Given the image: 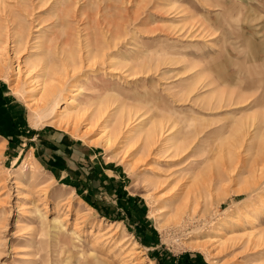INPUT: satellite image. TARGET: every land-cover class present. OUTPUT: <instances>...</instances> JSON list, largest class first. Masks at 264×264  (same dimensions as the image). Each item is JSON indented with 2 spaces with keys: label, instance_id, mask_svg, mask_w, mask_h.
<instances>
[{
  "label": "rangeland",
  "instance_id": "1",
  "mask_svg": "<svg viewBox=\"0 0 264 264\" xmlns=\"http://www.w3.org/2000/svg\"><path fill=\"white\" fill-rule=\"evenodd\" d=\"M17 2L34 29L0 62V264H264V0H77L65 27L62 0H0L27 26ZM93 10L114 40L85 35ZM45 29L83 55L35 126Z\"/></svg>",
  "mask_w": 264,
  "mask_h": 264
},
{
  "label": "bare ground",
  "instance_id": "2",
  "mask_svg": "<svg viewBox=\"0 0 264 264\" xmlns=\"http://www.w3.org/2000/svg\"><path fill=\"white\" fill-rule=\"evenodd\" d=\"M62 1H63L62 2L63 6L61 10L59 11L58 16H56L57 21L53 25L54 27H65L66 23L69 22V20H72V18L76 17L75 14H78L80 11L79 9H77L78 6L75 5L77 0H62ZM47 2L48 0H45V3ZM16 4L21 9V15H22L21 18H23V20L28 22L29 25L26 26V24L23 23L24 21L22 22L21 20H15L11 14L6 13L5 15H0V62L1 61L3 62L7 58V54H8L7 49L9 48L10 44H13L14 51L16 55H18L24 52V50L27 47V44H29L31 40L30 39L32 35L31 31L34 28L32 26L33 23H30L29 18L32 16V13L29 12L28 9L23 4L18 3V2ZM94 10L88 14L86 13V11L80 14V17L83 16L86 18V20H88L87 22L83 20L82 18V21H84L83 23L93 24L90 27L91 29L89 28L90 31L88 29L84 30L86 32H89V33H86L85 35L89 36L90 34L97 33V30L99 29V27L102 26L103 30L106 29L104 31L106 35L104 37L105 38L104 40H107V41H109L110 39L112 40L111 38L112 36L114 37L113 38L114 40L116 36L115 34H113V30L111 28L113 26L112 25L113 23L109 21L108 18H105L102 21L101 18H98L99 14L95 13ZM46 30L48 29H45L43 30V32H41L40 38L39 37L36 38L37 41L41 40V42L36 47H34L38 50H41V52H43V55L41 57L45 59V65L44 67H41L44 73V75L42 76H44V78L40 83V85L42 86L41 88L43 89L41 90L43 92L42 102L44 103V105L40 109V112L36 113V115L34 116L35 126H39L40 124L44 122L45 123L49 122L50 118L52 117V114L58 108V105L60 103L59 101L60 98L61 97L63 98L64 92L66 90V86L64 85L63 82L64 80H66L67 71L69 70V68H74V65L76 64L75 59L76 58L81 59L80 56L83 55L82 54L83 48L80 49L81 54L78 55V57L76 55H73L71 51H68L69 35H67V33H65V35L57 34L56 36H54L53 34H51L50 36L48 35V36L41 37V35L43 36ZM85 42L86 44H85L84 49L88 53V59L90 57H93L92 59L99 58L100 54L98 53L94 54L93 48L91 49L92 40L90 41V38H89V39H86ZM93 43L95 45L97 44V41L95 40V42ZM251 57L252 56L249 55V59ZM33 65L35 66V68L37 67L35 63ZM3 67L5 68V70H7L6 65H4ZM261 83H262V80L258 81L257 85ZM36 84L39 85L38 82ZM251 89H254V88L251 87ZM74 91H77V90L74 89ZM99 109L100 110L98 114L96 115L98 118L97 120H101L104 117L103 115L105 114L107 110V109L105 110V107H102V106H100ZM128 114H129L128 121L124 122L125 120L123 119L124 121H121L122 123L118 124V127L113 130L112 136L109 138L108 144H111L113 139H117L118 136L122 134L124 127L128 125L127 123L134 119V115H131L130 112ZM66 115H67L66 112H63V111L59 113V117H61V123L66 122V120L68 119ZM165 132L167 133L169 132V130H165L164 126H160V127L156 126L155 128L150 129L146 137L148 145L152 146L153 144H155L154 142L157 139V137L159 136L162 137Z\"/></svg>",
  "mask_w": 264,
  "mask_h": 264
}]
</instances>
